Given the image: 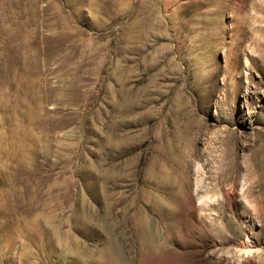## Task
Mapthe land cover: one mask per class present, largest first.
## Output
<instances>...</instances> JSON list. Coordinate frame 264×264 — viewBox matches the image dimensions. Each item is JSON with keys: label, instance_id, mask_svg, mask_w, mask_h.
Segmentation results:
<instances>
[{"label": "rangeland", "instance_id": "374dc122", "mask_svg": "<svg viewBox=\"0 0 264 264\" xmlns=\"http://www.w3.org/2000/svg\"><path fill=\"white\" fill-rule=\"evenodd\" d=\"M0 264H264V0H0Z\"/></svg>", "mask_w": 264, "mask_h": 264}, {"label": "bare ground", "instance_id": "6f19581e", "mask_svg": "<svg viewBox=\"0 0 264 264\" xmlns=\"http://www.w3.org/2000/svg\"><path fill=\"white\" fill-rule=\"evenodd\" d=\"M190 121L187 120V123H185V125L183 126V130L182 132H186L188 133L189 135L192 134V137H194L196 134L198 133H201L203 132L202 131V127H198V126H193V125H190V126H187V124L189 123ZM229 134L224 136L222 142L223 143H227V141L229 140ZM180 153V150L178 151V154ZM181 159L177 162H175L174 160V164L172 163V160L170 159L171 161V164H170V170L171 172L174 174V175H177L179 176V180L172 184L173 187H172V190L170 192V197H171V200L174 202L176 201H186V202H189L190 201V190L192 189L191 188V175H190V172H191V168L189 166V163H190V159L191 158H196L200 155V153L198 152V150L195 148V147H189L187 149V151H184V152H181ZM192 161V160H191ZM232 164L231 162H228V164ZM169 166V165H168ZM173 166V167H172ZM224 170V169H223ZM222 170V171H223ZM198 173V172H197ZM200 179V178H199ZM195 191L197 193L201 192L202 189H207L208 187L203 183L201 182V180L199 182H197L195 184ZM200 197V196H199ZM203 197V196H202ZM201 198V197H200ZM199 198V199H200ZM209 199L211 200V198L209 197ZM206 201V199H200V202H203V201ZM28 228V227H27ZM32 236V235H31ZM226 252V251H225ZM238 252L240 254H244L245 257H247V255L250 257L251 253L253 252L252 251V248L249 247V245L247 243H243L241 245V247L239 248ZM226 254V253H225ZM224 256V255H223ZM227 256V257H226ZM224 256V258H228L229 256L226 255ZM231 257H233V255H231Z\"/></svg>", "mask_w": 264, "mask_h": 264}]
</instances>
